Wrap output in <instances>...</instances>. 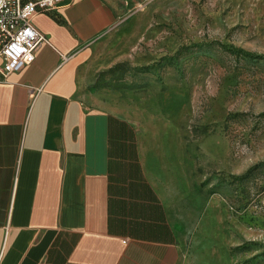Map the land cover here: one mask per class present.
Wrapping results in <instances>:
<instances>
[{
	"label": "rangeland",
	"instance_id": "374dc122",
	"mask_svg": "<svg viewBox=\"0 0 264 264\" xmlns=\"http://www.w3.org/2000/svg\"><path fill=\"white\" fill-rule=\"evenodd\" d=\"M106 1L79 93L136 124L181 264H264V0Z\"/></svg>",
	"mask_w": 264,
	"mask_h": 264
},
{
	"label": "crops",
	"instance_id": "0c3cea01",
	"mask_svg": "<svg viewBox=\"0 0 264 264\" xmlns=\"http://www.w3.org/2000/svg\"><path fill=\"white\" fill-rule=\"evenodd\" d=\"M117 17L106 0L37 14L48 41L0 80V264H181L136 124L79 93V64Z\"/></svg>",
	"mask_w": 264,
	"mask_h": 264
},
{
	"label": "built area",
	"instance_id": "2783aa9c",
	"mask_svg": "<svg viewBox=\"0 0 264 264\" xmlns=\"http://www.w3.org/2000/svg\"><path fill=\"white\" fill-rule=\"evenodd\" d=\"M65 0H0V80L19 72L34 59L47 37L33 24V18L48 13Z\"/></svg>",
	"mask_w": 264,
	"mask_h": 264
},
{
	"label": "trees",
	"instance_id": "16d2710c",
	"mask_svg": "<svg viewBox=\"0 0 264 264\" xmlns=\"http://www.w3.org/2000/svg\"><path fill=\"white\" fill-rule=\"evenodd\" d=\"M236 51H237V53H239L241 55H244V56H251L252 55L249 52H245V51H243L241 49H237Z\"/></svg>",
	"mask_w": 264,
	"mask_h": 264
}]
</instances>
